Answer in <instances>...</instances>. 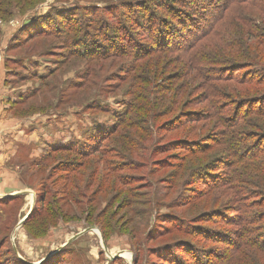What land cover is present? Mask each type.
Segmentation results:
<instances>
[{
	"label": "rangeland",
	"instance_id": "rangeland-1",
	"mask_svg": "<svg viewBox=\"0 0 264 264\" xmlns=\"http://www.w3.org/2000/svg\"><path fill=\"white\" fill-rule=\"evenodd\" d=\"M149 1L0 0V107L23 120L0 138L21 189L0 177V264H218L232 249L212 235L241 207L264 246V16L198 27L191 52ZM243 250L220 264H264Z\"/></svg>",
	"mask_w": 264,
	"mask_h": 264
},
{
	"label": "trees",
	"instance_id": "trees-1",
	"mask_svg": "<svg viewBox=\"0 0 264 264\" xmlns=\"http://www.w3.org/2000/svg\"><path fill=\"white\" fill-rule=\"evenodd\" d=\"M160 1L161 0H150L149 2L156 3V2H160ZM193 1H194V6L191 7L190 4H187L188 3L187 0H166L167 6L170 5V7H169L170 11H168L167 13H169L173 17V19H175L178 23H180V25H182L180 32H183L184 35L182 36L181 39L184 40V43L186 45L185 48H187V49L190 48L187 51L191 50V52L197 51V49L200 46V41H198V40L201 37L197 41H193L192 40L193 37L190 35L191 33H193L192 31L197 30L198 27L206 26V27H210L209 29H211V30L213 28L217 30L223 24L228 23L229 20L232 19V17H236V18L240 19L243 16H247V15H244L245 10L248 12L254 10L258 14L264 16V0H225V1H223V0H210L209 2H206L205 0L204 1L203 0H193ZM220 2H222V3H220ZM199 22H201V23H199ZM175 28L176 27H171V31H174ZM203 33H202V40L201 41H203L207 37V36H205V33L204 34ZM247 33L250 35H252V34L258 35V33H251L250 30H248ZM169 36H170L169 34L167 36H165V38L168 41L170 39ZM255 37H257V38L262 37L263 38L264 36L261 33L258 36L255 35ZM165 42H167V41L165 40ZM173 45H175V42L171 37V41L167 42V44H165L162 48L167 50V49H169V47H172ZM181 45L184 47V44H181ZM185 48L179 49V50L180 51L182 50L183 53H185ZM208 90H209V94H210L211 90L210 89H208ZM213 95H214V98H216V95H217L216 92H214ZM20 102L23 103L24 99H20ZM16 103L17 102H15V104L13 103L11 105V108H14L16 106ZM17 104H19V103H17ZM213 110H214V108H213ZM10 111H12V110L10 109ZM192 113L194 115L193 116L194 118L191 120L197 121L199 119L200 112H192ZM204 119L206 120L208 118L205 115H201V118L199 120L202 121ZM187 120H190V119L187 118ZM19 196L20 195L12 196L11 200L17 199ZM48 199L49 198L47 196V198H44L42 200V202L38 205V211L34 212V214H33V215H35V218H39L40 216H43V215H46V216L51 218V216L49 214H47V212L51 211L50 207L53 206L54 204H48L49 200H50V199L49 200ZM53 201L55 202V200H53ZM55 204H56V202H55ZM242 211H243V209L241 207V208H236V209L232 208L230 211H226L224 213L223 223L225 225L230 226V227H236V230L226 232L227 234H225V236H222L224 239H219L218 235H212L214 240L217 241V242L213 241L214 244L215 243H219V244L222 243L225 245L226 248L231 247V249H232V251H231L232 256L228 259H221L218 264L223 263V262H229V260L231 258H233V253H236V254L240 253V251H244L243 249H246V250L252 249L253 250V249L257 248L258 249L257 254H262V252L264 251V246H262L260 244L249 243V240L244 241L245 237L249 233V231H247V228L245 225L247 222H249V220H253L254 218H243L241 216ZM33 215L29 216V218H27V220L24 223H28ZM198 219H205V215L200 216ZM199 221L202 222V220H199ZM261 221H264L263 218H261ZM238 240H240L239 243H238ZM180 243H182V242H180ZM167 247L168 248L165 249V246H163L162 248H164V250L160 253L162 255H165L164 259H167V261L168 260L172 261L171 263H175L178 255L175 252H173L174 249H172V247H173L172 244H169V245L167 244ZM174 247H176V246L174 245ZM187 247H188L187 245H182V246L177 245L176 248H180L183 251H186V254L188 256H190V255L193 256V253L190 252L189 248H187ZM242 255H246V254H242ZM246 258L249 259V261H250L249 264H260V261L262 262L261 259H257L258 256H255V253L253 255H250V256L246 255ZM261 258H262V256H261ZM235 259L236 258H234V260ZM242 259H245V258H242ZM234 262H236V260L233 261V263Z\"/></svg>",
	"mask_w": 264,
	"mask_h": 264
},
{
	"label": "crops",
	"instance_id": "crops-1",
	"mask_svg": "<svg viewBox=\"0 0 264 264\" xmlns=\"http://www.w3.org/2000/svg\"><path fill=\"white\" fill-rule=\"evenodd\" d=\"M9 100H10V98H9ZM9 100L6 101V102H8L6 105H3V107H0V138L2 136L10 137L11 134L9 135V133H11L13 131L12 129H14V128L9 129V127H14L18 124V122L23 121V120L19 121L17 119L4 120L6 118V116L10 114V105L9 104L14 101L12 99H11L12 101H9ZM15 122H17V123H15ZM19 128H21L20 125H19L18 129ZM5 130L7 131V133L4 132ZM17 130H15L14 133ZM11 136H14V134ZM1 142H2V140L0 141V143ZM9 142L0 145V166H1V168L4 166H7V164L11 160H14L15 159L14 157L16 155L18 156V149L19 148L16 145H15L16 148H13L11 141H9ZM18 144H23V143L18 142ZM0 177H1L2 181L6 182L5 188L2 189L3 191L7 190L8 188H11L12 189V193H10L11 195H15L16 193H19L18 191H20L21 189H19L18 187H16V188L12 187V185L10 183V182H14L15 180H17L19 178V176L16 173H14L13 171H10V170H5L3 172H0Z\"/></svg>",
	"mask_w": 264,
	"mask_h": 264
},
{
	"label": "water",
	"instance_id": "water-1",
	"mask_svg": "<svg viewBox=\"0 0 264 264\" xmlns=\"http://www.w3.org/2000/svg\"><path fill=\"white\" fill-rule=\"evenodd\" d=\"M18 195V194H17ZM28 218V217H27ZM27 218H25V220H23L22 222L24 223L26 220H27Z\"/></svg>",
	"mask_w": 264,
	"mask_h": 264
},
{
	"label": "flooded vegetation",
	"instance_id": "flooded-vegetation-1",
	"mask_svg": "<svg viewBox=\"0 0 264 264\" xmlns=\"http://www.w3.org/2000/svg\"><path fill=\"white\" fill-rule=\"evenodd\" d=\"M12 196H13V195H12ZM12 196H11V197H12ZM14 196H15V195H14Z\"/></svg>",
	"mask_w": 264,
	"mask_h": 264
}]
</instances>
